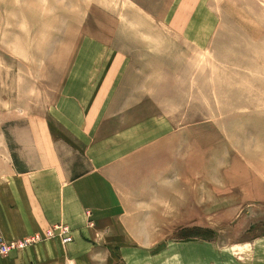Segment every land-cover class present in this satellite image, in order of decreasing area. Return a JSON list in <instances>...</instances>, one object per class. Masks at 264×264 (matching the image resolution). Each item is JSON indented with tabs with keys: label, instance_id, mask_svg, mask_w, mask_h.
I'll return each mask as SVG.
<instances>
[{
	"label": "rangeland",
	"instance_id": "rangeland-1",
	"mask_svg": "<svg viewBox=\"0 0 264 264\" xmlns=\"http://www.w3.org/2000/svg\"><path fill=\"white\" fill-rule=\"evenodd\" d=\"M96 102L127 264H264V0H0V167Z\"/></svg>",
	"mask_w": 264,
	"mask_h": 264
},
{
	"label": "crops",
	"instance_id": "crops-1",
	"mask_svg": "<svg viewBox=\"0 0 264 264\" xmlns=\"http://www.w3.org/2000/svg\"><path fill=\"white\" fill-rule=\"evenodd\" d=\"M100 107L96 102L85 118L72 110L61 121H32L28 145L19 150L23 163L0 167V239L12 246L38 240L0 255V264H127L119 153L117 142L97 138L105 117ZM56 227L73 242L64 244L61 231L49 237Z\"/></svg>",
	"mask_w": 264,
	"mask_h": 264
},
{
	"label": "built area",
	"instance_id": "built-area-1",
	"mask_svg": "<svg viewBox=\"0 0 264 264\" xmlns=\"http://www.w3.org/2000/svg\"><path fill=\"white\" fill-rule=\"evenodd\" d=\"M58 232H60V236L62 237V242L64 244H69V243L73 242V238L68 234V230L65 229L64 227H56L53 230L49 231L48 235H49V237H52V236L56 235V233H58ZM37 241L38 240H36L35 238H31V239L25 240L24 242H20L16 245L12 246L9 244H4L3 241L0 239V255L3 257H7L10 255V253L14 249L22 250L26 246L31 245Z\"/></svg>",
	"mask_w": 264,
	"mask_h": 264
}]
</instances>
